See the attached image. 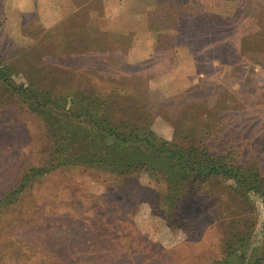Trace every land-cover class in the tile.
Listing matches in <instances>:
<instances>
[{
	"label": "rangeland",
	"instance_id": "1",
	"mask_svg": "<svg viewBox=\"0 0 264 264\" xmlns=\"http://www.w3.org/2000/svg\"><path fill=\"white\" fill-rule=\"evenodd\" d=\"M253 19L264 20V0H0V61L14 68V85L33 82L67 100L100 88L116 119L132 118L137 99L152 111L167 104L166 115L152 119L158 137L177 140L183 125L179 140L231 158L264 190V61L250 54L264 51V30ZM110 50L121 64L106 70L102 53ZM122 77L130 94L118 90ZM2 93L0 81V241H9L0 249L20 248L25 258L40 245L67 264H212L239 250L231 241L239 220L251 243L237 261L254 260V247L264 253V200L237 194L231 178L180 190L184 220L175 225L159 204L169 193L163 180L144 169L119 175L67 164L20 188L30 168L75 148L53 153L43 121ZM181 94L173 109L170 99Z\"/></svg>",
	"mask_w": 264,
	"mask_h": 264
},
{
	"label": "trees",
	"instance_id": "2",
	"mask_svg": "<svg viewBox=\"0 0 264 264\" xmlns=\"http://www.w3.org/2000/svg\"><path fill=\"white\" fill-rule=\"evenodd\" d=\"M235 20H239V18ZM252 23L255 28H262L264 30L263 19H253ZM178 43L182 44V40ZM102 54L105 58H102L101 64L106 66V70L117 64H121L113 56L112 50L108 51L107 54L104 51ZM165 54L170 55L172 53L165 52ZM250 54L264 61V51L253 50ZM110 63L112 65H109ZM13 71L14 68L12 66L2 65L0 61V81L3 84L4 90L2 95H8L11 99H16L17 103L23 101L27 105L26 107L43 121L53 147V153H64L66 149H72V146L75 148L68 154L67 158L60 156L57 161L46 168L42 166L30 168L28 174L22 176L24 182L20 188H24L34 175L41 174L43 171H47L53 167L67 164H82L87 165V167H97L119 175L131 174L137 170L144 169L150 175L160 177L169 191L168 194L161 196L159 204L165 210L167 209L166 213L170 221L173 222V225L183 219L181 216L178 217L179 214L176 212V199L180 194V190H184L186 185H191L196 189L201 182L208 181L209 179L218 178L226 180L231 178L235 182V186L238 187L237 194L240 193V189L245 193L259 194L264 200V190L247 182L246 179L248 177L242 173L245 169L231 163V158L220 154L213 155L203 148H196L192 143H184L188 138L179 140L185 136L186 130L182 128L183 125L179 126L182 130L178 133L177 140L169 141L158 137L152 129V119L155 114L163 113V116H165L164 112L168 108L167 104H154L157 109L153 110L155 111L153 112L148 104L145 105L141 102L142 100L137 99L136 104L138 109L134 110L130 115L132 118L116 119L108 114L107 110L113 103L108 104L106 107L107 99L101 96L100 88H87L89 91L87 95L67 100L63 96L54 94L49 88L37 87L33 82L26 85L22 83L14 85L10 75ZM120 81L118 83L122 84L118 87L119 92L123 95L130 94L132 89L128 90L129 84H123L125 77H122ZM91 84L98 86L95 82ZM137 84L139 83H133V86ZM196 88L197 86L192 84L187 89V93L196 91ZM80 94L84 93L81 92ZM185 96L181 94L172 97L170 101L173 103L170 106L173 109L175 107L178 108L176 103L182 101ZM189 104L194 105L192 102ZM105 107L107 108V113L103 112L99 114V111L103 108L105 109ZM176 119H178L179 123L182 121L178 117ZM80 127H82L81 131L79 130ZM261 185L264 188V184ZM19 190L16 191L15 189L13 192H8L5 196L7 197L5 202H11L12 196H16ZM237 224L239 228H236L237 233L234 232L233 240L231 239V241H234L235 245L239 244V250L243 252L247 248L248 243H251L249 237L251 230L239 220ZM183 227L185 228L186 225ZM189 230L191 228L186 231ZM0 236L2 237V235ZM2 241H5V243L9 242L6 240ZM38 247L40 245L35 246V248H29L30 251H34L25 255V258H23L20 252L22 249L20 248L11 246V248L15 249L11 253L1 248L0 261L4 260L3 257L8 256L5 260H15L16 262H21L20 264H33V262H38V264H47L46 262H49V264H67V262L64 263L56 256L40 253ZM239 250L232 257L227 256V251H225L221 254L220 259L213 261L212 264H261V261L264 259V253H257L258 251L254 247V250H251V252L255 253L254 260L252 257L248 263L244 260H240L244 262H239L236 259L240 257L238 255ZM36 253L41 254L43 257L41 259L38 258ZM49 256L50 258H48ZM31 259L33 261H30ZM77 264H84V261H78Z\"/></svg>",
	"mask_w": 264,
	"mask_h": 264
}]
</instances>
